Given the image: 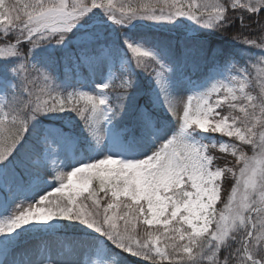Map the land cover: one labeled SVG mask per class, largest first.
I'll return each instance as SVG.
<instances>
[{
  "label": "rangeland",
  "instance_id": "1",
  "mask_svg": "<svg viewBox=\"0 0 264 264\" xmlns=\"http://www.w3.org/2000/svg\"><path fill=\"white\" fill-rule=\"evenodd\" d=\"M149 1L0 0V58L15 55L21 43L32 44L12 71L27 90L24 101L41 113L55 103L70 130L30 129L33 115L16 135L14 116L6 110L14 83L0 78V264H107V236L117 234L112 224L121 215L120 202L127 207L124 214L134 212L143 225L162 231L150 235V249L131 256L133 262L184 264L196 257L198 237L208 235L203 252L213 260L221 240L244 237L246 260L264 264L248 251L252 237L251 252L264 249V56L255 66V82L217 70L189 77L164 60L171 48L113 27L124 26L114 13L142 11L151 22L208 28L223 13L222 6L216 8L219 0H167L171 15L161 9L166 0H156L163 4L159 12ZM96 15L108 17L85 21ZM51 20L59 27L41 34ZM149 20L130 26L149 29ZM49 49L68 56L42 58ZM197 55L200 62L215 58ZM67 58L74 67L72 83L60 82L59 70L69 72ZM137 70L141 90L127 92L129 75ZM112 96L121 116L110 104ZM210 146L237 157L231 171L234 208L220 222L215 209L223 169L213 164ZM95 178L111 199L89 194ZM124 200L140 208L130 209ZM253 201L261 204L249 208ZM74 210L82 232H61V219ZM166 233L170 237L164 239Z\"/></svg>",
  "mask_w": 264,
  "mask_h": 264
},
{
  "label": "trees",
  "instance_id": "2",
  "mask_svg": "<svg viewBox=\"0 0 264 264\" xmlns=\"http://www.w3.org/2000/svg\"><path fill=\"white\" fill-rule=\"evenodd\" d=\"M108 1V0H103ZM137 1V0H135ZM167 0L163 6L162 3L157 2L156 0H150L148 6L150 9L159 12V7L162 4L163 14L171 15L172 8L169 7ZM3 4V2H2ZM1 4V6H2ZM88 6L87 4H84ZM222 6L223 13L220 15V20L216 21L212 26L208 28H201L192 24L178 23L177 25L166 22V24L151 22L149 19L145 18L142 11L136 13L132 12H116L114 14L119 15L118 17L125 23L131 24L136 22L139 19L149 20L150 25L157 26L160 30L152 29H141L139 26H136L133 30H121L126 34V36L132 38H148L151 40H156L163 45L167 46L169 52L163 54L164 60L167 63H170L172 66H181L183 72L186 73L189 77H200V73L205 74V70L213 71H223L233 76H244L248 79H253L255 82V66L259 62V59L264 56V0H259L252 2L251 5H248L247 0H241L239 4H235V1L232 0H219L216 4V8ZM215 8V9H216ZM194 9V8H193ZM205 6H198V12L201 14L206 13ZM86 17L85 11H80ZM174 15V14H172ZM108 16L96 15L95 17L90 18L86 22H92L97 20H105ZM135 20V21H134ZM192 30L196 33L195 36L187 37V31ZM12 41L14 39H11ZM35 39H30V42H34ZM147 40V39H141ZM8 44V43H5ZM32 46L29 43H21L16 46L13 51L15 55L9 56L5 59L0 58V78L3 80H12L16 85L15 90H7L8 102L6 103V110L8 115L14 116V123L11 124L14 132H17L16 135L20 134V129L23 123L30 119V116L36 115V118H31L27 122L26 127H33L36 129H41L45 125H58L63 130L70 131L67 129L66 124L64 123V116L60 114L62 111L58 109L55 103H50V107L41 109L32 112L29 104H26L24 101L23 91L26 89H21L19 79V74H12L7 70L9 65L19 64V61L23 59L24 55L27 54V50ZM44 53L43 51H39ZM193 53V54H191ZM202 54L205 57L206 55L214 54L215 58L208 57L204 62L198 61V55ZM51 56H68L67 53L60 51H50L47 50L46 53L42 54L41 57L46 59L48 55ZM23 56V57H22ZM48 58V57H47ZM42 61V59H39ZM66 63L69 64V72H62L59 70L61 75V81L68 80V76H71L74 72L73 63L69 61L70 59H65ZM58 66H61V61H55ZM33 72V71H32ZM136 73V70H135ZM129 75L131 83H129L127 92L131 91H140L141 85L143 84V79L140 78V74ZM65 82V81H64ZM69 82L72 83L73 79H69ZM112 91V90H111ZM110 104L119 116L121 112L119 110V102L115 99L110 101ZM46 107V106H45ZM36 109V106H34ZM14 110V111H13ZM155 116L160 117V114L156 111H153ZM155 124H159L158 119H156ZM73 130V129H72ZM210 156L212 157L213 164L223 169V179L220 186V200L215 209V214L217 216V221L223 220V218L228 217L234 208V203L232 202L233 190L235 186L234 174H232V169L236 166L237 157L233 156L230 152H221L218 148L209 147ZM37 154L34 155V158H37ZM102 181L98 178L93 180V184L90 190L91 193H98L100 197H105L106 199H111L107 191L103 189ZM93 188V189H92ZM123 202L130 203V209L138 208V205L124 200ZM92 203V201H91ZM123 206L121 210V215L116 217L117 221L116 226L112 224L113 228L116 230L115 235L107 236L106 251H107V264H160L153 258H150L149 261L144 259L146 262H133L130 257L137 256V253L147 252L150 249V240L153 234L162 233L161 229L149 228L143 225L140 220L137 218L136 213L132 212L130 216L124 214V211H127V207L124 203L120 202ZM108 204V203H107ZM106 204V205H107ZM261 203L253 201L249 208L254 207L255 205H260ZM109 205V204H108ZM79 207V206H78ZM105 211V217H109L108 211L105 210V206H102ZM140 208V207H139ZM74 214L65 216L60 221V230L64 233H81L82 223L80 220V215ZM125 220V222H120ZM178 228H181L179 226ZM215 228V227H214ZM110 231L109 227L106 228ZM214 231V230H213ZM111 232V231H110ZM151 232V233H150ZM167 232V230L165 231ZM164 232V233H165ZM152 234V235H151ZM217 234V232L215 233ZM151 235V236H150ZM164 236V235H159ZM208 235H204L202 238L198 237V244H194L193 254L196 256L190 261L184 262V264H250L244 254V242L245 238L236 240V243H232L230 240L220 241L217 245V255L213 260L210 256L203 252L205 242L204 240ZM170 237L168 233L163 237L164 239ZM174 237V236H171ZM216 238V235L213 239ZM256 238L252 237V240L248 244V251L252 258H259L264 261V249H260L257 255H254L251 252V247L255 242ZM174 249V245H173ZM170 255H173L170 249ZM178 257V256H177ZM179 261H184L183 257L178 259ZM164 264H169L168 261Z\"/></svg>",
  "mask_w": 264,
  "mask_h": 264
}]
</instances>
